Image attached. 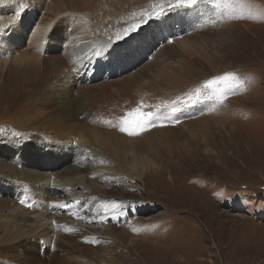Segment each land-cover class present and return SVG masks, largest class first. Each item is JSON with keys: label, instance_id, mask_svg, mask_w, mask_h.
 <instances>
[{"label": "rangeland", "instance_id": "obj_1", "mask_svg": "<svg viewBox=\"0 0 264 264\" xmlns=\"http://www.w3.org/2000/svg\"><path fill=\"white\" fill-rule=\"evenodd\" d=\"M175 2L0 0V51L7 57L0 60V163L17 167L13 178L23 186L27 174L52 178L63 172L91 185L88 178L98 171L120 178L121 185L107 197L126 194L125 214L118 221L86 224V212L67 219L103 235L117 229L71 263L264 264V0H199L191 8L168 7ZM161 7L166 10L156 15ZM133 24L139 27L118 40ZM15 30L21 31L19 43L10 39L7 45L5 37ZM229 72L237 79L206 86ZM165 102L170 106L157 109ZM138 107L154 114L149 128L169 129L167 137L179 149L195 147L183 125L216 126L208 138L218 132L223 159L201 161L203 169L191 172L180 167L172 180L158 172L163 156L151 152L139 158L141 175L130 169L118 175V161L103 143L76 133L90 131L102 140L123 135L121 117ZM72 110L88 120L57 119ZM216 149L203 152L213 155ZM89 152L111 165L95 163L78 172L80 158ZM29 155L34 164L20 162ZM126 157L128 166L131 152ZM49 160L62 163L54 170L40 166ZM0 180V201L28 203L22 186ZM113 182L99 185L105 189ZM70 190H59L57 202L74 204ZM75 191L83 193L80 187ZM39 200L33 202L51 203ZM49 224L55 233L66 226ZM0 264L8 263L0 258Z\"/></svg>", "mask_w": 264, "mask_h": 264}, {"label": "bare ground", "instance_id": "obj_2", "mask_svg": "<svg viewBox=\"0 0 264 264\" xmlns=\"http://www.w3.org/2000/svg\"><path fill=\"white\" fill-rule=\"evenodd\" d=\"M8 6L15 8L16 4H9ZM20 34L21 31L15 30L9 35L10 37H5L7 45L10 39L14 40L15 44H18ZM72 35V33L69 35L70 40L73 38ZM0 55L2 62L7 61V57H3L1 51ZM88 118L86 115H82L74 110L60 112L57 116V119L68 124L70 122L73 124H81V122L87 121ZM215 127H210L202 122L193 123L191 126L183 125V128L186 130L185 132H189V130L191 132V138L195 145L193 151L177 148L176 143H173V137H167L169 129L167 130L166 127H161V129L160 127H148L147 130L140 131L141 133L136 135L138 138L137 141H134L135 139L128 140V136L124 132L123 135L108 134L104 140L97 138L90 131H78L76 135L79 138L89 137L94 141L103 143L102 145L110 157L113 160L116 158L118 161L115 171L118 175L122 173L124 175L128 174L127 170L129 169L131 173L141 175L143 168L141 167L140 156L155 152L159 156H163V159L159 157L162 162V168L160 167L158 172L161 175H171V179L173 180L174 171L180 167H187V170L191 172L192 168L201 167V161L206 160L209 162L214 157L220 160L223 159V153L216 144V140L219 137L218 132L214 138L212 136L208 138L210 136L209 131ZM194 128H198L197 132ZM209 146H212L214 149L217 148L213 155H210V152H208L209 155L203 152ZM129 152H131L133 158L130 161V165L126 166L129 162L126 154ZM32 156L29 155L26 161L20 160V162H24L27 166L28 164H34L32 160L35 158ZM70 156L68 155V157ZM60 161H57V163H52L51 160L44 161L40 166L54 170L57 164L62 163ZM95 163L104 167L111 165L110 161L89 152L80 158L81 165L78 166L77 171L81 173L87 166ZM148 170L152 171V166ZM18 172L17 167H12L8 163H0V175H2L0 179L10 181L13 186H22V189L25 191L23 193L30 197V200L27 199L28 203H21L20 205L13 204L11 201H0V258L8 264H12L11 262L15 264H74L71 262H78V259L84 255L82 253H87V247L92 248L100 241L101 236L103 237L105 235L111 238L117 229L109 228L108 232L103 235L94 232L91 228L76 227L73 223L67 221L68 218L73 219L78 213L86 212V214L90 215L86 224H95L106 222L109 219L118 221L125 214L123 210L127 207L124 202L126 194L119 192L117 194L114 193L112 197H107L108 193H112L111 188H118V185H121L117 183L118 179H120L119 176L115 177L114 174L94 172L88 178L91 185H87L85 180L69 178L64 172L58 173L52 178L50 175L32 173L27 174V177L25 175L21 178V180H29L27 182L25 181V186H23L22 184H17L19 182L15 183L16 179L13 178V175ZM112 178H114L113 185H109L105 189L100 188V182ZM131 181L134 182L135 179L132 177ZM68 187L71 188L68 197H74L76 202L74 204L57 202V198L55 197L58 191ZM77 187L82 188L83 193H76L75 189ZM147 188V184H145V190ZM112 191H120V189H113ZM126 191L135 192L133 189H126ZM35 198L44 202L51 200V203H36L33 202ZM61 211L66 212V214L60 215ZM50 220H54L59 225L66 222V226L63 230L55 233L50 228ZM128 226L121 227L119 233L125 231ZM49 245H51L52 249H49ZM77 255L78 259H75Z\"/></svg>", "mask_w": 264, "mask_h": 264}, {"label": "snow or ice", "instance_id": "obj_3", "mask_svg": "<svg viewBox=\"0 0 264 264\" xmlns=\"http://www.w3.org/2000/svg\"><path fill=\"white\" fill-rule=\"evenodd\" d=\"M199 3V0H176V2L169 3L168 7L169 8H191L196 6ZM217 8H219L221 5L217 4ZM22 7H27V5H22ZM166 9L161 7L159 11H156V15H162L163 12ZM151 15V13L149 14ZM213 23L215 21H212ZM139 27L138 24H133L130 27L124 29L122 34L117 35V39H123L127 35L130 34V32L135 31ZM111 39V38H109ZM237 77L235 76L234 73H225L222 76L216 77L212 80H208L205 82L206 86H213L217 85L220 82H229V81H234L236 80ZM224 99H227V96H224L221 98V103L223 102ZM169 107L170 105L165 102L164 105H157V109L160 107ZM121 126H120V131L127 133L128 135H137L139 134L140 131L146 130L150 125L154 126V114L152 112H142L140 110V107L134 109L132 112H129L126 117H121ZM21 203H24L22 200Z\"/></svg>", "mask_w": 264, "mask_h": 264}]
</instances>
